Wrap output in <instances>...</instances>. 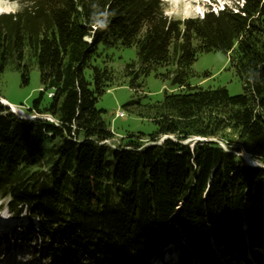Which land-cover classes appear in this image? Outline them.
Listing matches in <instances>:
<instances>
[{"label":"trees","instance_id":"trees-1","mask_svg":"<svg viewBox=\"0 0 264 264\" xmlns=\"http://www.w3.org/2000/svg\"><path fill=\"white\" fill-rule=\"evenodd\" d=\"M19 5L0 14V74L12 64L28 84L36 64L41 83L30 119L0 102V200L39 224L20 238L55 262L146 264L170 244L187 264L264 259V0L187 19L166 15L163 0ZM101 46L134 47L137 59L115 70ZM213 51L243 94L189 84ZM158 67L176 90L124 105L155 132L116 141L98 100L125 79L138 91Z\"/></svg>","mask_w":264,"mask_h":264},{"label":"rangeland","instance_id":"rangeland-1","mask_svg":"<svg viewBox=\"0 0 264 264\" xmlns=\"http://www.w3.org/2000/svg\"><path fill=\"white\" fill-rule=\"evenodd\" d=\"M166 8V15L176 19H187L193 17H202L205 12L211 10L217 12L224 8V6H233L238 3L242 4L244 0H163ZM16 0H2L0 2V14L13 13L18 9H13L12 5ZM19 2V0H18ZM99 53L102 58L107 59L110 56L109 65L115 70L123 69L127 64L137 59L136 49L134 47L126 48L119 46L114 49H105L103 46L99 48ZM100 63L102 59L100 58ZM168 68L158 67L157 70L152 71L148 76H139L138 83L143 87L138 91L130 86V81L125 79L121 86L109 89L97 102V108L106 111L105 119L109 123L111 130L116 135V141L128 134H143L149 137L156 130L153 122L142 119L141 117L128 113L124 110V105L128 102L141 101L143 104L154 103L161 101L165 93L175 91V86L172 80L167 75ZM194 75L191 77L189 84L191 86H199L203 89H217L220 87L227 88L230 95H240L244 93V84L237 72L231 67L229 57L221 51H213L203 53L192 66ZM41 89L39 68L35 64L30 72V79L28 84H24L20 72H18L12 64H9L5 71L0 74V102L7 105L10 111L19 118H32L28 114V108L33 100L38 97ZM11 104V105H10ZM13 105V106H12ZM120 112L124 113V117H119ZM170 138V136H167ZM201 139V138H200ZM246 161L250 160L255 166H262L259 161L252 159L248 154L243 153ZM7 201L0 200V232H11L13 228L26 225L29 219L24 214L22 218H14L6 207ZM34 228L37 229V221L33 220ZM21 231L16 233L19 240ZM14 242V238L11 239ZM11 240H7L6 246L11 248ZM24 241H29L27 238ZM27 244V243H26ZM176 245L170 244L163 247L162 262L161 259L150 262L147 259L146 264H178L177 261L181 259L182 252L176 251ZM25 250L27 247H23ZM42 252L40 247L30 246L24 253V257L29 259L32 264H41L43 257L38 255ZM255 251V250H254ZM35 252L36 256H33ZM189 253H191L188 250ZM262 252L264 253V247ZM11 253V251H9ZM21 255V254H20ZM40 256L42 259H40ZM249 257H252L250 261ZM77 259V258H76ZM78 259H81L78 256ZM246 259H249L250 264H254L255 258L252 254L247 253ZM254 259V260H253ZM52 257L47 262L52 263ZM82 261V260H80ZM233 262V261H231ZM234 263V262H233ZM53 264V263H52ZM72 264V263H65ZM73 264H78V260ZM80 264H87V260ZM180 264H187L181 261ZM237 264H243L241 260ZM257 264V263H255ZM264 264V261L263 263Z\"/></svg>","mask_w":264,"mask_h":264},{"label":"water","instance_id":"water-1","mask_svg":"<svg viewBox=\"0 0 264 264\" xmlns=\"http://www.w3.org/2000/svg\"><path fill=\"white\" fill-rule=\"evenodd\" d=\"M166 139H168V137H163L161 141H164V140H166ZM194 140H195V141H205V142L207 141L206 139H200V138H195ZM190 142H192V140H188V141H186L185 144L190 143ZM241 156L244 158V155H241ZM244 159H245V158H244ZM245 161H246V160H245ZM246 162H247V164H249V165H251V166H253V167H257V166H255L254 164H252L250 160H248V161H246ZM258 167H260V166H258Z\"/></svg>","mask_w":264,"mask_h":264},{"label":"clouds","instance_id":"clouds-1","mask_svg":"<svg viewBox=\"0 0 264 264\" xmlns=\"http://www.w3.org/2000/svg\"><path fill=\"white\" fill-rule=\"evenodd\" d=\"M0 2H2V0H0ZM13 9H19L20 5L18 0H16V2L12 5Z\"/></svg>","mask_w":264,"mask_h":264},{"label":"bare ground","instance_id":"bare-ground-1","mask_svg":"<svg viewBox=\"0 0 264 264\" xmlns=\"http://www.w3.org/2000/svg\"><path fill=\"white\" fill-rule=\"evenodd\" d=\"M29 262H23V264H28Z\"/></svg>","mask_w":264,"mask_h":264},{"label":"built area","instance_id":"built-area-1","mask_svg":"<svg viewBox=\"0 0 264 264\" xmlns=\"http://www.w3.org/2000/svg\"><path fill=\"white\" fill-rule=\"evenodd\" d=\"M123 114L120 113V116H122Z\"/></svg>","mask_w":264,"mask_h":264},{"label":"crops","instance_id":"crops-1","mask_svg":"<svg viewBox=\"0 0 264 264\" xmlns=\"http://www.w3.org/2000/svg\"><path fill=\"white\" fill-rule=\"evenodd\" d=\"M11 105V104H10ZM13 106V105H12Z\"/></svg>","mask_w":264,"mask_h":264}]
</instances>
